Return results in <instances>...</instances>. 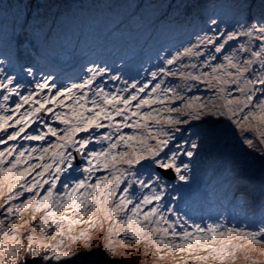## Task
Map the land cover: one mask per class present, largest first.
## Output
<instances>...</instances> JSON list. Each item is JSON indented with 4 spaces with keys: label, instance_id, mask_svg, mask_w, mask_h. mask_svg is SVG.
Listing matches in <instances>:
<instances>
[{
    "label": "snow or ice",
    "instance_id": "1",
    "mask_svg": "<svg viewBox=\"0 0 264 264\" xmlns=\"http://www.w3.org/2000/svg\"><path fill=\"white\" fill-rule=\"evenodd\" d=\"M120 7L188 39L134 73L121 58L63 76L40 60L71 10L0 0V264H91L97 230L108 256L143 244L152 264H264V201L258 215L243 198L207 219L181 209L214 149L258 162L264 184V0ZM243 180L230 172L229 189Z\"/></svg>",
    "mask_w": 264,
    "mask_h": 264
},
{
    "label": "rangeland",
    "instance_id": "2",
    "mask_svg": "<svg viewBox=\"0 0 264 264\" xmlns=\"http://www.w3.org/2000/svg\"><path fill=\"white\" fill-rule=\"evenodd\" d=\"M24 2V0H20ZM32 4H44L56 9H69L73 15L69 19L66 32L62 33L43 52L44 59L40 65L48 64L63 76H76L82 66L90 61L107 62L119 65L121 58L127 61L133 71L143 64L147 68L155 63L156 53L163 46L174 48L180 41L188 39L187 32L180 28L153 30L147 26H137L127 20L128 10L122 5L129 3L156 2V0H28ZM211 9L226 7L230 0H189ZM124 21L120 30L116 26ZM37 59H40L37 57ZM48 69H46L47 71ZM204 90L201 89V92ZM27 107V105H25ZM35 125H30V130ZM127 131V129L125 130ZM19 139V138H17ZM9 144L13 141H9ZM24 144H39L38 141H23ZM4 145H0L3 148ZM243 175V182L235 190L228 186L229 173L237 171ZM31 176L26 177L30 179ZM183 185V182H177ZM184 200L182 211L207 219L218 212L231 213L237 198L249 202V210L257 215L264 201V184H262L258 162H253L243 153L233 148L214 149L205 153L196 166L191 184L182 187ZM175 195V193H173ZM81 226H77V229ZM51 234V233H49ZM105 233L93 232L91 241V264H152L153 257L144 255V245L129 244L127 248H117L115 255L108 256L103 251ZM82 248V245H75ZM167 264V262H160ZM236 264H246L238 260Z\"/></svg>",
    "mask_w": 264,
    "mask_h": 264
}]
</instances>
